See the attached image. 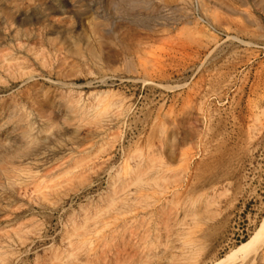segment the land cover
I'll list each match as a JSON object with an SVG mask.
<instances>
[{
	"label": "rangeland",
	"instance_id": "1",
	"mask_svg": "<svg viewBox=\"0 0 264 264\" xmlns=\"http://www.w3.org/2000/svg\"><path fill=\"white\" fill-rule=\"evenodd\" d=\"M0 264H264V0H0Z\"/></svg>",
	"mask_w": 264,
	"mask_h": 264
},
{
	"label": "bare ground",
	"instance_id": "2",
	"mask_svg": "<svg viewBox=\"0 0 264 264\" xmlns=\"http://www.w3.org/2000/svg\"><path fill=\"white\" fill-rule=\"evenodd\" d=\"M181 45V44H180ZM175 47V46H174ZM179 47V46H178ZM156 71V70H155ZM191 100V99H190ZM186 103V102H185ZM199 234V233H198ZM191 235H193V234H191ZM197 235V234H196ZM195 238V237H194ZM258 238V236L255 238H253L250 242H248V243H246V244H244L243 245V247H248V246H250V245H252L255 241H256V239ZM258 253V252H257ZM256 253V254H257Z\"/></svg>",
	"mask_w": 264,
	"mask_h": 264
}]
</instances>
